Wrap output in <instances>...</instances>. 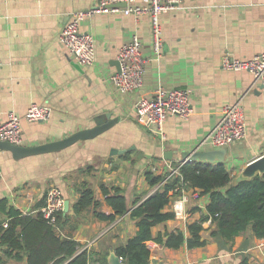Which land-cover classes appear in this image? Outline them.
<instances>
[{"label":"crops","instance_id":"crops-1","mask_svg":"<svg viewBox=\"0 0 264 264\" xmlns=\"http://www.w3.org/2000/svg\"><path fill=\"white\" fill-rule=\"evenodd\" d=\"M98 2L0 0V122L11 114L23 118L32 104L52 111L45 123L22 119L21 146L58 142L94 127L95 118L106 114L119 120L106 133L59 153L16 161L11 153L0 151V200L7 199L23 214L37 215L47 191L57 187L70 202L68 214H73L79 188L86 183L102 202L99 210L110 215L113 210L101 186L121 189L129 212L115 223L97 220L92 211L75 220V225L80 223L77 230L64 229L81 248L101 235L89 251L91 264H109L115 246L137 232L130 216L135 200L157 189L149 187L147 171L168 176L184 162L186 153L225 150L222 163L238 182L250 164L264 157V85L249 72L222 68L225 56L250 60L264 54V0H183L160 16L164 43L160 57L152 50L149 15L94 14L81 22L80 31L94 37L96 60L91 67L82 66L60 42V34L72 15L87 12ZM134 35L139 36L146 59L144 84L133 94H124L112 77L118 73L120 49ZM160 88L187 90L193 107L188 120L170 117L163 125L164 135L146 128L136 116L139 99L151 98ZM236 103L245 110L246 138L226 148L204 145L223 108ZM184 196L189 200L187 219L159 225L154 235L181 230L188 236L187 226L206 213L209 196L188 188L179 195ZM166 211H173V202ZM3 219L0 215V222ZM210 226V222L204 225L208 244L202 249L170 250L150 242L151 264H241L244 257L249 264H264V239L247 233L236 239L231 251H220L210 238ZM246 241L251 247L245 251ZM5 264L27 261L7 259Z\"/></svg>","mask_w":264,"mask_h":264},{"label":"trees","instance_id":"trees-1","mask_svg":"<svg viewBox=\"0 0 264 264\" xmlns=\"http://www.w3.org/2000/svg\"><path fill=\"white\" fill-rule=\"evenodd\" d=\"M168 176L157 175L151 170L145 173L149 187L157 189L134 202L130 216L136 221L137 232L114 250L124 264H151L150 242L170 250L182 247L202 249L208 244L204 238L207 231L204 225L208 222L211 224L210 238L220 251H231L236 239L247 233L251 238L264 239V176L234 182L223 163L206 161H189L177 173ZM186 188L201 196H209L206 213L187 226L188 236L181 230L154 235L155 227L176 219L173 211H166V208ZM101 192L113 214L107 215L99 210L102 202L84 183L79 188L73 214L58 213L55 226L40 212L37 215L23 214L10 206L7 199L0 200V215L9 222L0 239L3 248L0 264H5L7 259L21 261L24 258L27 264H91L90 253L82 251L73 234H64V229L70 226L77 230L80 223L75 225V220H81L92 211L97 220L111 223L129 212L121 189L102 185ZM250 247L251 242L246 241L242 250ZM241 264H249L248 259L244 257Z\"/></svg>","mask_w":264,"mask_h":264},{"label":"built area","instance_id":"built-area-1","mask_svg":"<svg viewBox=\"0 0 264 264\" xmlns=\"http://www.w3.org/2000/svg\"><path fill=\"white\" fill-rule=\"evenodd\" d=\"M139 1L143 4H138ZM182 1L99 0L98 4L87 12L75 13L70 17L61 31L60 42L78 64L91 67L96 60V43L91 34L80 31V24L85 18L94 14L111 12H123L125 15L135 16L147 14L151 18L152 50L157 57H160L164 47L160 16L176 8ZM118 62L120 63V73L112 77V82L118 91L124 94H133L144 84L146 65V59L142 55V42L138 35H134L129 43L122 46L118 54ZM222 68L228 71L249 72L264 85V54L255 56L250 60H238L225 56L222 61ZM51 113V108L47 106L32 104L23 118L11 114L6 122H0V141L21 146L22 119L30 123H45L50 120ZM192 115L193 107L190 94L183 89L166 90L160 88L151 98H141L136 104L137 119L149 130L155 128L156 132L162 135H164L163 125L170 117L188 120ZM247 132L243 106L240 103L228 105L223 108L220 121L203 144H209L218 149L226 148L245 139ZM185 163L187 162H183L176 170H172L168 177L177 173ZM2 180L3 175L0 171V184ZM197 195L196 193L194 198H198ZM175 198L173 201L175 218L185 221L188 217L186 204L189 200L185 196ZM64 207L65 201L61 190L57 187H51L46 193L45 206L40 213L45 220L55 226L57 214L64 211ZM8 225V221L0 222V239ZM101 238V235L98 236L94 241L88 242L81 250L89 252ZM2 249L0 246V253Z\"/></svg>","mask_w":264,"mask_h":264},{"label":"water","instance_id":"water-1","mask_svg":"<svg viewBox=\"0 0 264 264\" xmlns=\"http://www.w3.org/2000/svg\"><path fill=\"white\" fill-rule=\"evenodd\" d=\"M116 67L118 73H120V63L116 62ZM110 114H106L100 117L95 118V126L89 129L78 131L71 136L60 140L58 142H51L35 147H25V146H16L7 142L0 141V151L11 153L14 160L19 161L29 157L55 154L62 152L73 145L95 139L96 137L106 133L112 129L116 123H118V118L111 119ZM226 154L225 150H210V151H195L192 153H186L183 155L184 162L189 161H206L209 163H214L216 160L224 161V156ZM264 174V157L260 158L256 162L250 164L245 171L243 172L242 180H249L257 177V174ZM70 210V202H65L64 212L68 213ZM109 264H124L121 259L113 252L109 257ZM152 264H156L153 261Z\"/></svg>","mask_w":264,"mask_h":264}]
</instances>
